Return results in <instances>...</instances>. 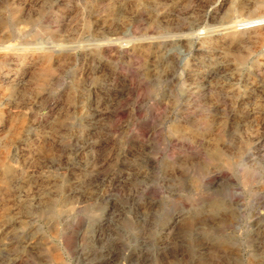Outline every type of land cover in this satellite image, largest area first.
Masks as SVG:
<instances>
[{
  "label": "rangeland",
  "instance_id": "rangeland-1",
  "mask_svg": "<svg viewBox=\"0 0 264 264\" xmlns=\"http://www.w3.org/2000/svg\"><path fill=\"white\" fill-rule=\"evenodd\" d=\"M0 264H264V0H0Z\"/></svg>",
  "mask_w": 264,
  "mask_h": 264
},
{
  "label": "bare ground",
  "instance_id": "bare-ground-1",
  "mask_svg": "<svg viewBox=\"0 0 264 264\" xmlns=\"http://www.w3.org/2000/svg\"><path fill=\"white\" fill-rule=\"evenodd\" d=\"M222 29V28H221ZM224 30H228L229 29V27H224L223 28ZM235 29V28H234ZM228 31H224L223 33H227ZM261 34L263 33V31L262 32H260ZM261 36H263V35H261ZM262 38V37H261ZM263 39V38H262Z\"/></svg>",
  "mask_w": 264,
  "mask_h": 264
}]
</instances>
